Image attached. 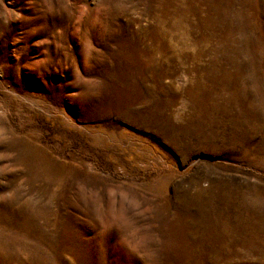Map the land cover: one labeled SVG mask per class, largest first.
<instances>
[{"label":"rangeland","instance_id":"374dc122","mask_svg":"<svg viewBox=\"0 0 264 264\" xmlns=\"http://www.w3.org/2000/svg\"><path fill=\"white\" fill-rule=\"evenodd\" d=\"M0 264H264V0H0Z\"/></svg>","mask_w":264,"mask_h":264}]
</instances>
